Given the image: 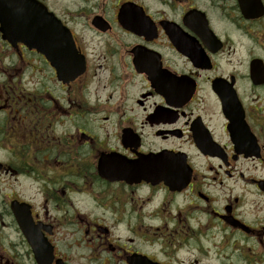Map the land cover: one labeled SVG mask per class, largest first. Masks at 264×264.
I'll use <instances>...</instances> for the list:
<instances>
[{"label": "flooded vegetation", "instance_id": "flooded-vegetation-1", "mask_svg": "<svg viewBox=\"0 0 264 264\" xmlns=\"http://www.w3.org/2000/svg\"><path fill=\"white\" fill-rule=\"evenodd\" d=\"M2 1L0 264H264V0Z\"/></svg>", "mask_w": 264, "mask_h": 264}, {"label": "water", "instance_id": "water-1", "mask_svg": "<svg viewBox=\"0 0 264 264\" xmlns=\"http://www.w3.org/2000/svg\"><path fill=\"white\" fill-rule=\"evenodd\" d=\"M21 2H22V1H20V3H21ZM20 3H19V4H20ZM7 4H10L9 7L12 8V9L14 8L15 10H20V6H19V5H15L16 2L13 3V4H14V5H13V4H11V1H10V0H3V1H2V5H3V7H4L5 5H7ZM14 6H15V7H14Z\"/></svg>", "mask_w": 264, "mask_h": 264}]
</instances>
